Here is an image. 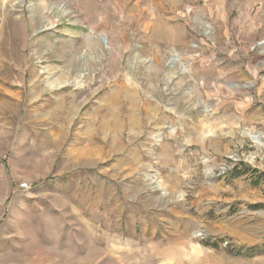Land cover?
Masks as SVG:
<instances>
[{"label":"rangeland","instance_id":"obj_1","mask_svg":"<svg viewBox=\"0 0 264 264\" xmlns=\"http://www.w3.org/2000/svg\"><path fill=\"white\" fill-rule=\"evenodd\" d=\"M0 264H264V0H0Z\"/></svg>","mask_w":264,"mask_h":264},{"label":"bare ground","instance_id":"obj_2","mask_svg":"<svg viewBox=\"0 0 264 264\" xmlns=\"http://www.w3.org/2000/svg\"><path fill=\"white\" fill-rule=\"evenodd\" d=\"M48 85L53 88L55 86L61 85V83H59L58 81H51L48 83Z\"/></svg>","mask_w":264,"mask_h":264},{"label":"trees","instance_id":"obj_3","mask_svg":"<svg viewBox=\"0 0 264 264\" xmlns=\"http://www.w3.org/2000/svg\"><path fill=\"white\" fill-rule=\"evenodd\" d=\"M234 172H235L234 175H235L236 177H239V176L242 175V172L238 171L237 168H235Z\"/></svg>","mask_w":264,"mask_h":264},{"label":"built area","instance_id":"obj_4","mask_svg":"<svg viewBox=\"0 0 264 264\" xmlns=\"http://www.w3.org/2000/svg\"><path fill=\"white\" fill-rule=\"evenodd\" d=\"M24 186H27V185H24Z\"/></svg>","mask_w":264,"mask_h":264}]
</instances>
